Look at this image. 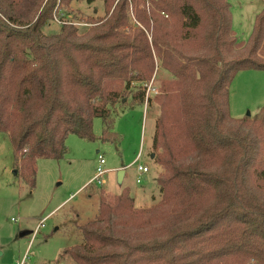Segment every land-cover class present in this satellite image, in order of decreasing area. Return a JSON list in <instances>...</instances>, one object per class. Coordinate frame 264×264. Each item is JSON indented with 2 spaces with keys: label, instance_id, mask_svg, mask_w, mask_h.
Segmentation results:
<instances>
[{
  "label": "trees",
  "instance_id": "16d2710c",
  "mask_svg": "<svg viewBox=\"0 0 264 264\" xmlns=\"http://www.w3.org/2000/svg\"><path fill=\"white\" fill-rule=\"evenodd\" d=\"M44 1L0 0V133L16 176L33 188L37 160H61L69 135L93 142L95 118L100 139H115V108L132 88L128 108H159L158 201L137 209L125 189L101 196L63 255L75 264H264V107L238 120L229 111L236 74L264 72V9L246 42L227 0H100L107 13L92 28L64 23L45 35L54 9L78 0ZM159 72L167 77L146 98L142 85Z\"/></svg>",
  "mask_w": 264,
  "mask_h": 264
},
{
  "label": "rangeland",
  "instance_id": "374dc122",
  "mask_svg": "<svg viewBox=\"0 0 264 264\" xmlns=\"http://www.w3.org/2000/svg\"><path fill=\"white\" fill-rule=\"evenodd\" d=\"M227 2L230 4L235 37L239 42H246L255 16L264 9V0ZM144 8L149 12L151 6L145 3ZM53 12L52 21L43 30L45 35L58 33L64 23L78 28L80 34L84 33L93 27V22L106 15L107 8L100 0L92 3L78 0ZM129 20L133 25L135 20L130 11ZM262 48L264 37L259 50ZM259 53L261 55L256 56L264 61V52ZM166 77L163 72L152 77L147 84L154 91L146 97L156 96L160 82ZM134 92L132 88L126 94V104L115 108L118 113L112 125L113 132L117 134L115 139L110 142L100 139L103 122L95 118L93 142L69 135L65 142L67 153L61 160H37L33 188L14 173L8 137L0 133V264H75L69 256L63 255L65 249L81 242V234L74 225L84 224L95 217L101 196H117L111 194L117 191L111 189L106 176V185L92 184L87 189L82 188L94 174L98 155L103 156L105 169H122L133 162L138 153L139 163L150 162L148 155L152 150L149 151V148L159 108L155 103L147 102H144L147 105L145 108L143 105L128 108L130 95ZM263 107L264 72H238L229 87L230 116L237 120L247 116L252 118L260 115ZM136 178L135 173L129 171L127 184L132 191L140 188ZM108 189L110 193L106 191ZM154 197L155 201L134 204V207L149 208L158 200V196Z\"/></svg>",
  "mask_w": 264,
  "mask_h": 264
},
{
  "label": "crops",
  "instance_id": "0c3cea01",
  "mask_svg": "<svg viewBox=\"0 0 264 264\" xmlns=\"http://www.w3.org/2000/svg\"><path fill=\"white\" fill-rule=\"evenodd\" d=\"M253 23H254V21H253ZM142 105L144 106V108L147 106L146 104H142ZM158 112H159V109H158ZM157 117H158V115H157ZM154 124H155V122H154ZM112 132H113V130H112ZM153 133H154V131H153ZM152 137H153V135H152ZM152 137H151V143H150V148H149V151L151 149L152 152L149 155L147 153L148 157H150L149 158L150 162L139 163V161H140V153H138L136 155L134 161L129 163L127 166H124V168H122V169H116V168L115 169L114 168L113 169H106L107 170L106 177H107V179L109 180V182L111 184L110 187H111L112 190L117 191V192H115V193L113 192L111 194L119 195L125 189V190H127L129 192V195L133 198L134 204H141V205L145 204V203H148L150 201H153V200L155 201V197L154 196H158V199H159V189H158V186L156 185L155 179H156V177L158 175L157 174L158 168H160V167L154 163L155 155L153 154L154 151L152 149ZM66 153H67V148H66V145H65V154ZM65 154H64V156H65ZM138 156H139V158H138ZM97 159H98V157H97ZM97 159H96L95 168H96V166L98 164ZM38 160H40V159H38ZM134 166H136V167H134ZM139 166H143V167L147 168V172H145V173L144 172H140L138 170ZM120 170L123 171V176H122L121 181L118 182L117 175H118ZM129 171H133L135 173V176L137 177L136 178V184L140 186V188H138V189H136L134 191H132L130 189V187L128 186L129 184H127V178H128ZM160 172H161V169H160ZM94 173H95V169H94ZM93 177H94V174L89 179V181H87L82 186V188H84V189L89 188V186L93 184V183H90V181L92 180ZM107 179H105V185L107 184ZM137 180H139V183H137ZM112 190H111V192H112ZM101 191H104V190H101ZM106 191L110 193L109 189L106 190ZM98 206H99V202H98ZM96 215H95V217H96ZM76 217H78V216L76 215ZM89 221H91V220H89ZM73 224H77V223H73ZM82 225L83 224H80L78 226L74 225V227H77L78 230H79V227L82 226ZM79 233H80V230H79Z\"/></svg>",
  "mask_w": 264,
  "mask_h": 264
},
{
  "label": "built area",
  "instance_id": "2783aa9c",
  "mask_svg": "<svg viewBox=\"0 0 264 264\" xmlns=\"http://www.w3.org/2000/svg\"><path fill=\"white\" fill-rule=\"evenodd\" d=\"M142 86H143V88H145V93L147 94V96L150 94V92L154 91L153 89H151V85L143 84ZM146 98H148V97H146ZM138 158H139V156H138ZM97 162H98V164L95 168L94 177L92 178L90 183L96 184L98 186H103V185H105V176L107 174V170L104 168V165L106 162H105L103 156L100 154L98 155ZM138 170L140 172H144V173L147 172V168H145L143 166H139ZM137 183H139V180H137Z\"/></svg>",
  "mask_w": 264,
  "mask_h": 264
},
{
  "label": "water",
  "instance_id": "95a60500",
  "mask_svg": "<svg viewBox=\"0 0 264 264\" xmlns=\"http://www.w3.org/2000/svg\"><path fill=\"white\" fill-rule=\"evenodd\" d=\"M122 176H123V171H122V170H120V171H119V173H118V175H117L118 182H120V181H121V179H122Z\"/></svg>",
  "mask_w": 264,
  "mask_h": 264
}]
</instances>
